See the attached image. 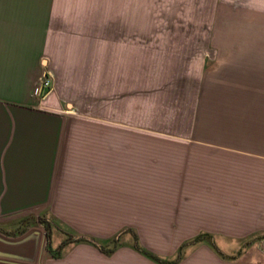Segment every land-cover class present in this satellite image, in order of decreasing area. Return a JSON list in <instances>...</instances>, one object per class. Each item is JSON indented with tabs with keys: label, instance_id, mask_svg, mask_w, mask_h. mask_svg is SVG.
Returning a JSON list of instances; mask_svg holds the SVG:
<instances>
[{
	"label": "crops",
	"instance_id": "1",
	"mask_svg": "<svg viewBox=\"0 0 264 264\" xmlns=\"http://www.w3.org/2000/svg\"><path fill=\"white\" fill-rule=\"evenodd\" d=\"M79 1L0 0V264H161L132 247L134 235L162 260L199 235L218 248L189 245L174 264H264V8L238 11L239 38L207 42L185 82H169L176 108L148 112L139 98L135 119L109 99L130 95L119 84L132 72L115 0L103 23L95 0ZM85 61L108 88L100 115L92 89L91 117L68 113L63 87ZM40 78L49 86L36 95ZM39 217L51 248L66 234L85 241L54 257L40 234L26 238ZM118 236L111 254L99 249ZM222 240L247 243L227 251Z\"/></svg>",
	"mask_w": 264,
	"mask_h": 264
},
{
	"label": "rangeland",
	"instance_id": "2",
	"mask_svg": "<svg viewBox=\"0 0 264 264\" xmlns=\"http://www.w3.org/2000/svg\"><path fill=\"white\" fill-rule=\"evenodd\" d=\"M95 2L93 8L98 6L99 22L103 23L106 0H95ZM115 3V23L121 30V33H115V39L124 42L125 48H130L128 50H131L132 54V72L129 77L124 78L125 81L119 84V89L125 87L130 95L109 99L115 103L119 102L115 106L116 111L124 109L122 112L125 111L133 118H135L134 114L139 111V98L146 97L148 112L150 107L158 102L163 104L165 110H173L171 106L176 108L177 100L181 98L177 96L179 92L177 89L174 91L175 98H173L174 93L168 87L169 82L174 81L176 87H178V82L179 84L185 82L187 73L184 72V68L196 61L193 59L198 60L207 54L210 55L207 42L234 41L239 38L236 28L238 24H245L246 19L239 16L238 11L249 10L252 6L264 8V0H115ZM123 9L127 13L126 16L122 15ZM247 14L250 15V12ZM100 35L105 36L106 34ZM139 51L141 55L146 53V62L141 61L140 63L138 60ZM136 52L137 55L134 57ZM82 69L81 73L71 76L69 81H63V87L67 86L66 94H71V97H67L69 100L65 101L67 111L74 115L91 117L94 114L91 112L93 106L91 92L92 89H96L97 85L100 102L95 107L93 106V109L95 108L100 115L101 111H106L105 100L107 98L101 97L107 93L106 77L98 82L92 81L90 62L85 61ZM102 70L103 68H100L99 73ZM99 76H102L101 73ZM164 87L168 88L164 89ZM157 88H159L158 91ZM185 91L186 89L181 90L184 111V101L186 102L187 99L184 95ZM169 115L170 113H167V116ZM115 117L118 118V115ZM35 221L30 228L27 227V233L38 231L43 238L45 250L46 229L41 223ZM65 229L64 225L56 224L54 231L56 234L57 232L64 233ZM150 242L155 243L153 240ZM218 243L221 248L234 251L243 248L247 242L222 240Z\"/></svg>",
	"mask_w": 264,
	"mask_h": 264
},
{
	"label": "trees",
	"instance_id": "3",
	"mask_svg": "<svg viewBox=\"0 0 264 264\" xmlns=\"http://www.w3.org/2000/svg\"><path fill=\"white\" fill-rule=\"evenodd\" d=\"M39 221L40 223L45 227L46 229V236H47V249L51 252V254L54 256V257H58V256H61V252L62 250L65 248V246H67L69 243H79V242H84L85 239L83 238H74V235L73 234H66V238L60 243V245H58L55 249L51 248V245H50V240H51V222H48L46 221L45 219L39 217ZM24 231V230H23ZM22 232V230L20 231ZM135 239L133 240V244H132V247L134 249H136L138 252L142 253L144 256L158 262V263H161V264H174L176 263L178 260H180L184 253H185V250L186 248L189 246V245H192V244H196V243H199V242H202V241H205L206 243H208L212 248H214V250H218L216 244L213 242V241H210L209 239H207L206 236H203V235H199L197 236L195 239H193L192 241H188V242H183L175 257L171 260H162L160 258H158L157 256H155L153 253L149 252L148 250L144 249L138 239L136 238V236L134 235ZM206 237V238H205ZM121 236H118V237H113L112 239H110L108 242H105L104 244L103 243H100L99 245V249L104 252L105 254L109 255L111 254L114 250H116L120 245H121Z\"/></svg>",
	"mask_w": 264,
	"mask_h": 264
},
{
	"label": "built area",
	"instance_id": "4",
	"mask_svg": "<svg viewBox=\"0 0 264 264\" xmlns=\"http://www.w3.org/2000/svg\"><path fill=\"white\" fill-rule=\"evenodd\" d=\"M48 86H49V81L44 78H40L34 87V94L36 95L41 94L42 89L47 88ZM260 248L262 251H264V240L260 242Z\"/></svg>",
	"mask_w": 264,
	"mask_h": 264
},
{
	"label": "water",
	"instance_id": "5",
	"mask_svg": "<svg viewBox=\"0 0 264 264\" xmlns=\"http://www.w3.org/2000/svg\"><path fill=\"white\" fill-rule=\"evenodd\" d=\"M38 235H39V232L35 230V231H31V232H29L28 235L26 236V238H27V237H32V236H33V238H35V237L38 236ZM8 257L13 258L12 256H8ZM1 259H4V258H0V260H1Z\"/></svg>",
	"mask_w": 264,
	"mask_h": 264
}]
</instances>
